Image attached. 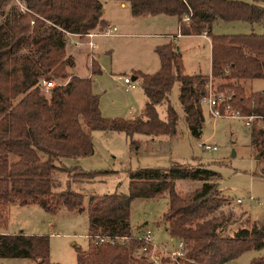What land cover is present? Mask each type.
<instances>
[{"label":"trees","instance_id":"16d2710c","mask_svg":"<svg viewBox=\"0 0 264 264\" xmlns=\"http://www.w3.org/2000/svg\"><path fill=\"white\" fill-rule=\"evenodd\" d=\"M8 0H0V10ZM132 14L170 15L179 20L182 35L211 38V78L215 91L223 93L231 107L245 115L264 117V90L248 91L247 84L264 79V33L213 34L218 20L261 23L264 0H120ZM0 21V227L5 226L10 205L37 204L57 213L67 208L81 210L83 197L71 189L73 181H93L107 170L85 171L68 167L65 158L88 157L95 152L92 132H124L130 146H141L135 134H177L179 114L170 93L179 83V100L185 120L195 136L205 121L200 104L207 94L208 76L187 74L183 55L174 42L157 47L160 69L152 74L135 72L141 78L146 102L141 116L110 119L103 116L100 98L93 92L92 77L74 72L76 62L67 54V32L85 34L107 25L102 0H20ZM188 21V22H186ZM29 47L31 53L22 51ZM27 47V48H28ZM98 63V62H97ZM70 70V71H69ZM93 74L101 73L92 66ZM47 76L66 79L49 91ZM166 101L167 119L158 105ZM252 152L262 164L264 176V125L257 120L249 128ZM43 154L46 159H43ZM67 172L66 188L59 179ZM128 194H92L88 202L89 250H79L78 264H150L136 257L132 246L100 243L97 236H127L132 232L131 204L135 198L167 197L162 219L173 238L183 241L184 257H165L162 264H224L253 249L264 248V225L250 217L235 235L225 234L238 221L228 198L213 182L217 173L203 167L174 162L170 167L129 170ZM203 180V186L183 195L178 179ZM228 207V209H227ZM48 235L0 232V263L25 258L34 264L54 263ZM249 264H264V256Z\"/></svg>","mask_w":264,"mask_h":264},{"label":"rangeland","instance_id":"374dc122","mask_svg":"<svg viewBox=\"0 0 264 264\" xmlns=\"http://www.w3.org/2000/svg\"><path fill=\"white\" fill-rule=\"evenodd\" d=\"M18 1L8 0L4 4L0 10V21H4L5 15L11 11L13 5H20ZM102 2L103 17L108 24L118 29L116 34L97 38L102 50L96 53L95 59H92L85 44H68L67 54L72 53L76 59V66L71 72L80 73L82 77H92L93 92L100 98L104 117L131 119L142 115L146 94L142 80L135 77V72H157L160 69L157 47L167 42L173 41L176 48L182 52L187 74H202L209 78L212 67L209 36H183L175 16L160 14L136 17L132 14L128 2ZM212 33L262 34L264 21L251 23L218 20L212 27ZM170 34L175 38H171ZM27 47L22 51L23 54L31 53ZM96 59L101 64L102 70L99 74H93L92 71V66L100 69ZM125 78L132 79L136 88L127 89ZM45 79L52 77L47 76ZM68 80L69 78L54 79L56 83H65ZM246 86L249 92L260 91L264 89V80H254ZM170 100L179 114L177 134L174 137L135 134L134 139L139 140L141 146L132 150L131 137L126 133L96 130L92 132L95 152L91 156L63 159V164L68 167L79 166L88 172L108 171L93 181L72 182L71 189L81 193L83 197L81 210L64 208L57 213H51L37 204L10 205L5 212L7 223L0 227V232L15 234L23 231L32 235H48L52 262L78 264V251L89 250L91 247L88 215L90 196L95 193L128 194L132 180L129 170L167 168L174 162L190 167L208 168L217 173L213 182L218 183L220 194L229 199L238 219L228 226L226 235H235L248 217L253 222L264 225V176L261 174L263 164L253 155L250 127L246 126L242 119L226 116L214 118L204 108L203 130L200 136H195L186 123L180 104L179 83L174 85ZM157 108L160 118L166 120V101L161 102ZM201 142L217 146V150L204 149L199 145ZM43 159H46L44 154ZM68 178L67 172H60L59 179L63 181V189L67 187ZM176 183L177 189L183 195H188L202 187L204 181L186 178L178 179ZM251 194L256 196L258 202L237 201L238 198H248ZM168 202L167 197L135 198L131 204L130 222L133 230H138L141 226L150 228L155 235L156 244L172 251L178 248L180 241L170 235L162 219ZM261 256H264V248L245 252L224 264H249L254 258ZM5 264L34 263L25 258H14L6 260Z\"/></svg>","mask_w":264,"mask_h":264},{"label":"built area","instance_id":"2783aa9c","mask_svg":"<svg viewBox=\"0 0 264 264\" xmlns=\"http://www.w3.org/2000/svg\"><path fill=\"white\" fill-rule=\"evenodd\" d=\"M18 1V0H17ZM22 8L24 7L20 1H18ZM117 28L108 24L103 28L98 30H92L85 34L78 33H70L67 32L68 44L72 45H83L85 44L88 47L89 54L92 59H95L96 53L101 49L100 43L97 41V38L101 36L110 37L116 34ZM125 84L127 85V89L136 88V83L133 82L130 78H125ZM56 85H61L56 83L52 79L44 80V89L49 91ZM231 98H225L223 93H217L213 86L211 78L208 80L207 84V94H205L200 100V104L203 108H206L212 117L220 118V117H232L242 119L246 126L250 127L257 120H262L264 125V117L256 114L245 115L241 113L239 110L231 107L228 100ZM200 147L207 150H217V146H210L206 142H201ZM246 200L250 202H258L256 196L253 194L249 195L248 198H238L237 201L239 203H243ZM100 243H112V244H121L125 246H132L133 253L136 257H142L146 259L150 264H162L163 259L165 257H171L176 259L178 257H184V243L183 241L179 242L178 248L172 251H168L163 247H160L155 242V235L150 228H146L145 226H141L138 230H133L131 234L127 236H97L95 238ZM165 252H167L165 254ZM3 264V263H0Z\"/></svg>","mask_w":264,"mask_h":264},{"label":"crops","instance_id":"0c3cea01","mask_svg":"<svg viewBox=\"0 0 264 264\" xmlns=\"http://www.w3.org/2000/svg\"><path fill=\"white\" fill-rule=\"evenodd\" d=\"M107 23H108V21H107ZM178 23H179V20H178ZM179 34H180V33H179ZM179 34H178V35H179ZM178 35H177V37H178ZM201 35H206V34L203 33V34H201ZM201 35H199V36H201ZM169 36H170L171 38H173V39L175 38V36L173 37V35H171V34H170ZM179 36H180V35H179ZM183 36H184V35H183ZM187 36H193V35H187ZM207 36H208V35H207ZM170 42H173V41H170ZM167 43H169V42H167ZM165 44H166V43H165ZM101 50H102V48H101L99 51H101ZM68 51H69V50H68ZM99 51H98V52H99ZM180 52H181V51H180ZM181 53H182V52H181ZM70 55H72V56L75 58V56H74L72 53H70ZM182 55H183V54H182ZM96 60H97V59H96ZM75 62H76V59H75ZM97 62H98V64L100 65V68H101V64H100V62H99L98 60H97ZM101 70H102V69H101ZM75 74H77V75H79V76H81V77L83 76V75H81L80 73H75ZM260 80H264V79H260ZM254 83H255V82H254ZM254 83H253V84H254ZM262 90H264V89H262ZM262 90H260V91H262ZM143 108H144V107H143ZM260 225H262V224H260ZM4 264H5V263H4Z\"/></svg>","mask_w":264,"mask_h":264}]
</instances>
